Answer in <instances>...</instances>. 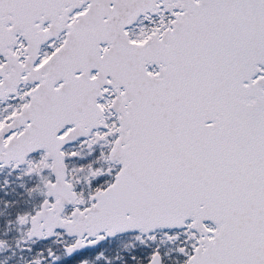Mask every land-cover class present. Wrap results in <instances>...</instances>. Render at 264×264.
I'll list each match as a JSON object with an SVG mask.
<instances>
[{
	"label": "snow or ice",
	"instance_id": "6c2138e0",
	"mask_svg": "<svg viewBox=\"0 0 264 264\" xmlns=\"http://www.w3.org/2000/svg\"><path fill=\"white\" fill-rule=\"evenodd\" d=\"M0 264H264V0H0Z\"/></svg>",
	"mask_w": 264,
	"mask_h": 264
}]
</instances>
